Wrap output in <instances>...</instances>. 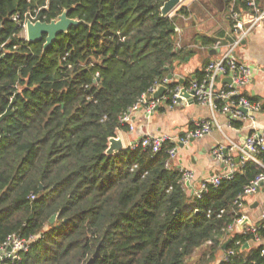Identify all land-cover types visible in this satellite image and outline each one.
Returning <instances> with one entry per match:
<instances>
[{"label":"trees","instance_id":"16d2710c","mask_svg":"<svg viewBox=\"0 0 264 264\" xmlns=\"http://www.w3.org/2000/svg\"><path fill=\"white\" fill-rule=\"evenodd\" d=\"M166 1L0 0V243L12 233L40 235L14 264H85L98 245L95 264H211L236 240H249L227 227L239 212L230 204L263 171L258 163L246 161L198 198L180 182L183 171L168 165L174 142L157 152L140 141L106 154L109 139L130 130L120 121L124 113L175 75L197 50L191 44L231 42L233 9H249V0H196L162 16ZM256 3L264 8V0ZM64 10L81 23L45 50V38L28 41L13 20L39 12L37 20L50 22ZM212 13L227 30L196 28ZM195 76L202 80L205 71ZM176 80L173 87L192 78ZM258 158L264 163V150ZM218 264L264 259L260 247H240Z\"/></svg>","mask_w":264,"mask_h":264},{"label":"built area","instance_id":"2783aa9c","mask_svg":"<svg viewBox=\"0 0 264 264\" xmlns=\"http://www.w3.org/2000/svg\"><path fill=\"white\" fill-rule=\"evenodd\" d=\"M248 6V10L241 12L233 9L232 20L234 23L232 30L228 33L231 42L223 44L221 41H217L215 43L216 47L224 46V53L208 63L205 68V77L202 80L194 79L189 82L188 86L177 85L173 87L172 83L174 79H169L167 77L158 84L166 86L164 98L172 101L171 106L179 105L182 101L187 99L183 92V89H185L187 93H191V97L195 102L209 107L211 111L210 118L196 121L193 128L182 136L147 134L133 143L132 148L138 146L141 141L144 147H149L154 152H157L166 141L174 142L175 146L168 150V165H172V161L176 159L178 155L180 145H188L192 139H200L211 133L215 128L221 130V126L218 124L216 118L217 113L229 115L234 119H242L248 112L253 113L261 110V103L251 101L245 97L242 92V88L252 81V69L248 65L239 62L235 56L236 49L264 19V8H259L256 0H249ZM38 14L39 12L35 14L30 13L28 18L24 17V19H22L20 15H15L13 17V20L17 21L23 28L25 38L27 21H37ZM181 37L180 35L179 39H181ZM177 47H180V42L177 44ZM222 77L230 79V82L226 80L218 85V80ZM158 85L156 84L150 89V95L156 90ZM142 106L146 107V110L150 113L155 110L156 102L149 99V94H143L140 100L134 104L129 111L124 113L120 119L121 123L131 124L132 114L138 111ZM243 109H246L248 112L245 113ZM225 149L227 152H225ZM263 150L264 129L252 132L242 144L229 140L228 147L225 148L222 145L216 147L213 155L217 160L226 165V170L220 174L207 177L198 187L190 186L194 177L193 172L187 169H181L183 171L180 179L182 185L190 188L193 194L201 198L203 194L208 192L211 185L217 186L221 183L222 179H231L234 173L248 160H253L263 168V171L251 180L244 188L243 192L230 204L231 207H237L239 212L233 210L235 218L227 227V231L232 235L235 233L250 235V238L243 244H241L240 240H236L234 247L221 255L220 261L229 262L236 254V250L240 247L243 249L260 247V255L264 259V236L261 233L264 230V202L257 200V198L251 201L245 200L247 196L256 195L264 188V163L258 158L259 153ZM234 154L238 155V161L235 159ZM238 163H240V165H238ZM215 212L216 216L221 218L225 215L227 209L222 208ZM253 212H258V217L252 218L251 214H253ZM213 213L214 211L209 209L207 211V216L211 217ZM247 219L249 221L244 222ZM243 222L244 224L240 229L238 225ZM39 237L40 235L27 238L19 233L10 234L3 243H0V264H14L20 261L22 256L30 249L31 243ZM246 244L247 246H245Z\"/></svg>","mask_w":264,"mask_h":264},{"label":"crops","instance_id":"0c3cea01","mask_svg":"<svg viewBox=\"0 0 264 264\" xmlns=\"http://www.w3.org/2000/svg\"><path fill=\"white\" fill-rule=\"evenodd\" d=\"M195 1L185 0L183 3L188 6ZM199 30L202 33H212L207 32L211 31L210 29L207 31ZM190 47L197 50L176 66L175 75H173L174 80L181 78V83L187 76H191L192 80H194L197 69L205 71L208 63L212 59L220 57L225 50L224 46L216 47L215 44L211 47L191 44ZM235 56L239 62L248 65L253 73L252 81L242 88L243 94L251 101L261 103L262 108L260 111L245 114L242 119H239L240 126L233 125L232 120L234 118L229 115L217 113L216 118L221 130L215 128L204 137L195 139L188 145L179 146L178 156L173 160L174 163L172 165L182 170L187 169L193 172L194 177L190 186L198 187L207 177L220 174L226 170V165L213 155L216 147L220 145L225 148L228 147L229 140L242 144L252 132L264 129V19L236 49ZM226 80L223 77L220 78L218 85ZM149 99L156 102L155 110L149 113L146 107H140L131 116L130 130L120 131L124 147L131 146L147 134L184 135L193 128L196 121L210 118L211 116L208 106L199 104L191 99H185L179 105L174 106L168 104L164 97L154 100L149 95ZM234 156L237 159L238 155L234 154ZM257 200L264 202V188L260 191ZM251 216L252 218L258 217V212H253ZM200 254L201 252L198 249L194 253L193 259H197ZM222 254L223 252L211 264H218Z\"/></svg>","mask_w":264,"mask_h":264},{"label":"water","instance_id":"95a60500","mask_svg":"<svg viewBox=\"0 0 264 264\" xmlns=\"http://www.w3.org/2000/svg\"><path fill=\"white\" fill-rule=\"evenodd\" d=\"M183 1L185 0H167L165 4L163 5V7L161 8L162 16L171 15L174 12V10L179 5H181ZM80 23L81 21L79 19L70 18L68 16V10H64L57 18L51 20L50 22L40 21V20L33 22L31 20H28L26 24L27 25L26 26V39L30 42H37L45 38L44 47H43L45 50L53 44V42L57 39L59 34L67 33L71 26L78 25ZM168 78L172 79L173 74L170 73L168 75ZM227 82H230V79H227ZM165 92H166V86L160 84L157 86L156 90L151 94V98H154V100L163 98ZM183 92H184V96L187 99H191L193 101L191 97V93H187L185 89H183ZM243 111L245 113L248 112L246 109H243ZM193 141L194 140L192 139L191 142ZM124 148L125 147L121 139L120 130H118L117 136L109 139V145H108V149L106 150V154L113 155V154L118 153L121 149H124ZM225 152H227V150H225ZM40 189L42 190L43 187L40 186ZM56 217L57 215H53L50 218V222L54 223V221L56 220ZM248 221L249 220L247 219L244 222H248ZM244 222L238 225L240 229L242 228ZM230 241H231V238H229L225 242L223 249L227 248V245L230 243ZM245 246H247V244ZM99 257H100V245H98L94 253L89 257V259L86 261L85 264H95L96 260Z\"/></svg>","mask_w":264,"mask_h":264},{"label":"rangeland","instance_id":"374dc122","mask_svg":"<svg viewBox=\"0 0 264 264\" xmlns=\"http://www.w3.org/2000/svg\"><path fill=\"white\" fill-rule=\"evenodd\" d=\"M182 4H184V3L182 2L181 5ZM184 21H185V25L188 27L190 25V21H187L185 19H184ZM186 21H187V23H186ZM224 24H225V21H224V19H222L221 16L216 18V16L212 13L211 16L209 14H208V16H200V18L196 22V28L202 29L203 31H207L210 29L211 31H207V32H212V33L216 34V31H218L219 29H226V30L228 29V27ZM181 25L179 24V26H181ZM178 29L180 30V35L182 36L184 33V30L182 29V27H179ZM24 34L25 33H23V35ZM172 163H174V161H172ZM259 194L260 193L253 195V196H247L245 198V200L251 201L255 198H258Z\"/></svg>","mask_w":264,"mask_h":264}]
</instances>
